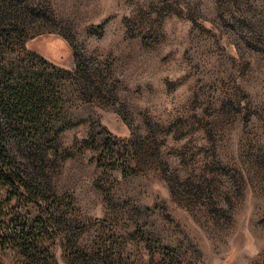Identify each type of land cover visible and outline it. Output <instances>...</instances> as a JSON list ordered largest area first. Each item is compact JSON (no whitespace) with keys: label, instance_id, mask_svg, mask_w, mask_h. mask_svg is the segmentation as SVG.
Returning <instances> with one entry per match:
<instances>
[{"label":"rangeland","instance_id":"1","mask_svg":"<svg viewBox=\"0 0 264 264\" xmlns=\"http://www.w3.org/2000/svg\"><path fill=\"white\" fill-rule=\"evenodd\" d=\"M247 1L0 0V64L55 106L41 202H11L49 218L35 263L264 264V0Z\"/></svg>","mask_w":264,"mask_h":264},{"label":"trees","instance_id":"2","mask_svg":"<svg viewBox=\"0 0 264 264\" xmlns=\"http://www.w3.org/2000/svg\"><path fill=\"white\" fill-rule=\"evenodd\" d=\"M30 7L19 2L18 10L24 9L23 17L19 18L22 24L34 15ZM38 18L42 17H35ZM15 70L12 64H0V189L6 188L8 193L0 198V254L8 248L19 247L31 264H37L40 244L37 230L45 227L49 218L41 217L35 220L36 224L30 222L22 213L14 211L11 202L27 194L33 202H41L37 201L42 186L40 174L52 148L47 126L55 106L49 96L38 91L43 88L45 93L47 88L45 83L40 87L34 84V80L38 81L35 72L17 69L15 73ZM104 153L113 158L115 149L108 144ZM173 258L162 264H171Z\"/></svg>","mask_w":264,"mask_h":264}]
</instances>
